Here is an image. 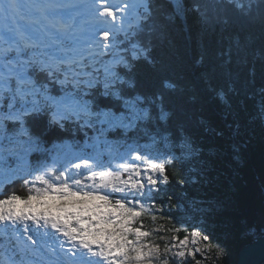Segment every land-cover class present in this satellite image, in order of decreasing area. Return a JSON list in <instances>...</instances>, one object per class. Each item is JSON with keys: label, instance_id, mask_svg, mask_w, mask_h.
Listing matches in <instances>:
<instances>
[{"label": "snow or ice", "instance_id": "6c2138e0", "mask_svg": "<svg viewBox=\"0 0 264 264\" xmlns=\"http://www.w3.org/2000/svg\"><path fill=\"white\" fill-rule=\"evenodd\" d=\"M189 3L0 0V169L16 177L12 185L28 188L23 196L0 192V229L44 247L51 264H154L162 256L198 254L195 264H224L227 249L211 243L204 227L223 205L203 197L187 205L160 198L172 182L169 163L187 170L189 179L177 181L181 187L201 184L204 150L167 127L168 113L139 89L133 71L150 62L157 14L174 22ZM246 3L249 22L264 30V0ZM191 8L201 11L199 4ZM66 147L79 151L62 157ZM146 209L190 235H173L162 248L149 239ZM249 236L264 246V224L239 234ZM200 240L202 248H188ZM5 264H17L15 256Z\"/></svg>", "mask_w": 264, "mask_h": 264}, {"label": "trees", "instance_id": "16d2710c", "mask_svg": "<svg viewBox=\"0 0 264 264\" xmlns=\"http://www.w3.org/2000/svg\"><path fill=\"white\" fill-rule=\"evenodd\" d=\"M237 2L245 7H237ZM193 4H199L201 11H192ZM155 19L159 27L150 62L142 60L133 70L137 85L146 95L157 97L158 111L168 113L167 127L202 147L205 160L201 184L184 187L177 181L189 179L187 170L169 163L172 182L160 198L171 196V203L185 205L193 197L221 203L223 208L209 217L207 226L213 242L236 249V255L225 257L224 264H237L239 251L258 238L241 240L240 232L264 224V30L249 22L246 0H190L187 11L174 22L159 14ZM14 179L1 184L0 192L27 195V186L12 185ZM8 185L12 186L6 190ZM172 215L176 220H192L188 213ZM143 223L152 233L149 239L162 248L171 236L183 238L190 232L151 209L144 211ZM173 228L180 230L167 231ZM232 228L234 239L228 235ZM45 252L24 236L17 239L0 231V264L11 256L17 264H51L53 257ZM164 259L180 264L177 258L163 256L154 264H163Z\"/></svg>", "mask_w": 264, "mask_h": 264}, {"label": "rangeland", "instance_id": "374dc122", "mask_svg": "<svg viewBox=\"0 0 264 264\" xmlns=\"http://www.w3.org/2000/svg\"><path fill=\"white\" fill-rule=\"evenodd\" d=\"M134 2H136L135 0H132V3H134ZM0 26H4V21H3V19L2 18H0ZM1 30H3V28H1ZM73 143H75V144H81V143H78V142H74V141H68V144L70 145V144H73ZM79 151V149H73L71 152H68V150H67V147L65 148V149H63L62 151H61V156L63 157L64 155H65V153H67V155H68V157H70V158H72L73 156H74V154L75 153H77ZM113 156H117L118 155V153L116 152V151H113L112 153H111ZM120 162H123V161H120V160H114L113 161V163L114 164H117V163H120ZM8 175L6 174V172H5V170L4 169H0V185L1 184H3L4 182H6L7 180H8ZM11 178H14V177H11ZM191 216V215H190ZM211 225H213V224H211ZM205 228H206V230L210 233V235L212 234V231L209 229V227L207 226V225H205L204 226ZM2 229H0V231H1ZM189 235H190V232L188 233ZM228 235L230 236V238H235L236 237V234H235V232H233V228L231 229V231H229L228 232ZM211 237H212V235H211ZM24 242V241H23ZM30 242V241H29ZM205 242L203 241V240H200V242L198 243V244H192V243H190L189 245H188V248L189 249H191V250H195L196 248H198V247H200V248H202L203 247V244H204ZM211 243H215V242H211ZM30 244L32 245V243L30 242ZM222 245V244H221ZM222 246H224L226 249H227V256H229V257H231V256H234V255H236V249L234 248V247H229V246H225V245H222ZM213 250H215V249H213ZM45 254H46V256H51L48 252H45ZM202 255L203 254H198L197 256H186V257H184V258H178L177 257V259H178V261L180 262V264H181V262H183V264H195V262H193V261H191V260H194V258H196V257H198V256H201L202 257ZM209 255H211L210 253H209ZM226 256V257H227ZM225 262V261H224ZM227 264H233V263H231V261H230V263L228 262Z\"/></svg>", "mask_w": 264, "mask_h": 264}, {"label": "water", "instance_id": "95a60500", "mask_svg": "<svg viewBox=\"0 0 264 264\" xmlns=\"http://www.w3.org/2000/svg\"><path fill=\"white\" fill-rule=\"evenodd\" d=\"M237 264H264V246L258 238L239 251Z\"/></svg>", "mask_w": 264, "mask_h": 264}, {"label": "bare ground", "instance_id": "6f19581e", "mask_svg": "<svg viewBox=\"0 0 264 264\" xmlns=\"http://www.w3.org/2000/svg\"><path fill=\"white\" fill-rule=\"evenodd\" d=\"M136 2H138V0H135ZM121 2V0H119V1H117V2H115V3H120ZM127 2L128 3H131V0H127ZM114 3V2H113Z\"/></svg>", "mask_w": 264, "mask_h": 264}]
</instances>
